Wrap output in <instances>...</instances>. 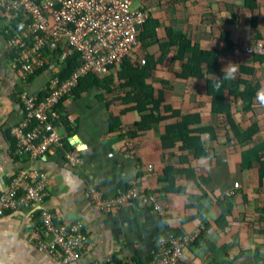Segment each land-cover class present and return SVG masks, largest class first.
I'll return each instance as SVG.
<instances>
[{
    "label": "crops",
    "instance_id": "1",
    "mask_svg": "<svg viewBox=\"0 0 264 264\" xmlns=\"http://www.w3.org/2000/svg\"><path fill=\"white\" fill-rule=\"evenodd\" d=\"M242 1L134 0L133 9L147 10L150 20L129 58L133 68L125 76L84 78L59 106V144L38 158L17 152L10 128L24 117L20 95L43 96L51 79L63 75L66 48L59 56L48 54L45 68L25 82L6 53L7 21L0 19V196L20 171L45 173L44 205L57 222L81 223L89 238L77 264H148L166 233L181 238L202 227L211 232L204 230L184 251L181 264H264V105L257 101L243 114L242 98L226 103L238 111L237 137L207 92L206 82L217 84V77L180 79L188 59L178 61V48L168 47V32L181 34L215 52L224 68L227 40L244 47L261 43L254 42L253 14L244 12ZM254 15L255 31L264 37V2ZM153 31L156 42L148 45ZM141 60L154 67L144 80H138ZM150 88L155 101L146 103ZM144 117L148 122L141 126ZM254 126L258 132L245 140L243 132ZM73 152L80 158L76 166L67 162ZM134 186L154 195L160 210L127 204L107 213L91 197L114 198ZM35 208L21 205L0 217V264H56L31 239L40 227Z\"/></svg>",
    "mask_w": 264,
    "mask_h": 264
},
{
    "label": "built area",
    "instance_id": "2",
    "mask_svg": "<svg viewBox=\"0 0 264 264\" xmlns=\"http://www.w3.org/2000/svg\"><path fill=\"white\" fill-rule=\"evenodd\" d=\"M134 0H0V19L7 21L4 34L9 38L6 53L11 58L13 70L27 82L46 66L49 56L63 45L62 59L76 55L78 68L61 81L53 77L43 96L20 95L24 117L10 128L16 140L18 153L32 158L44 156L60 138L54 123L62 101L71 95L79 82L87 76L103 78L109 72H120L138 44L140 33L149 22L145 9H133ZM21 21V28L15 23ZM21 29V30H20ZM247 54H264L263 44L246 50ZM58 56V55H57ZM141 66L146 61L141 60ZM70 166L80 163L77 152L67 156ZM150 169H152L150 167ZM45 173L20 171L0 196V217L18 206H32L40 217V227L32 232L37 250L50 255L56 264H77L89 246L87 233L79 222H57L44 205L47 197ZM226 192L223 197L232 195ZM97 209L112 213L125 205L134 208L160 206L154 195H144L138 186L114 198H104L91 193ZM199 228L181 238L166 233L158 239V251L150 264H181L185 250L193 245L203 231ZM94 264H139L137 262H106Z\"/></svg>",
    "mask_w": 264,
    "mask_h": 264
},
{
    "label": "trees",
    "instance_id": "3",
    "mask_svg": "<svg viewBox=\"0 0 264 264\" xmlns=\"http://www.w3.org/2000/svg\"><path fill=\"white\" fill-rule=\"evenodd\" d=\"M262 2L264 0H243L242 1V9L245 13L253 14L252 16V33L255 34L254 42H261L263 44L264 50V37L257 33V24H258V16L254 15L260 11L262 6ZM237 19V18H235ZM22 22H16V29L21 28ZM21 30V29H20ZM256 30V31H255ZM152 39L150 40L148 45H151L156 42L157 34L153 31ZM223 40H226L227 37L225 34L223 35ZM249 36V33H248ZM168 37L171 41L168 47L176 46L179 50L178 56L176 58L180 59L178 61H183L185 58L188 59L187 63L183 65V72L179 76L182 80L195 79L198 81H204V75H214L217 77V82H220L221 86L219 88L216 87V84H211L206 82L207 92L210 96H212L213 108L217 113H224L230 123V127L235 133V135L241 138V131L237 128V120H238V111L231 109L228 106L227 102L235 101L237 98H242L244 102V107L242 109V113L246 114L251 113L254 109V106H257V92L263 88L264 82V55L260 54H247L246 49L247 45L244 47V44L234 43L230 40L226 41V49H225V57L226 62L229 61L236 63L237 72L235 75V79L231 80H223L224 72L222 71L224 63L222 62V58L218 57L215 52H207L203 51L199 48V46H193L191 41L185 38L183 35H179L175 32L169 31ZM9 38L6 37V41ZM252 45V44H250ZM164 49V48H163ZM55 53L51 54L54 55ZM57 55H61L60 52L57 51ZM224 57V59H225ZM183 59V60H182ZM150 63H154L153 60ZM63 75L60 76L59 80L63 81L69 77V75L74 72L79 66V59L76 55H72L70 57H66L63 62ZM139 65V64H137ZM141 66V65H140ZM142 70V79L144 80L147 76H150V73L153 71L154 67L150 64H147L145 67L141 66ZM132 65L130 60H126L122 70L120 71L122 75H126L127 71L132 69ZM82 81V80H81ZM79 82V84L81 83ZM131 81V80H130ZM79 86V85H78ZM146 103L154 102L155 98L153 96V89L150 88L148 90L146 96ZM148 122V118L144 117L141 126H144ZM258 128L254 126L252 129L243 132L245 140H252V137L258 132ZM189 136L182 135V140L185 144H191L188 140ZM264 167V162H263ZM85 232V229L83 228ZM153 259V258H152ZM152 261V260H151ZM150 261V262H151ZM150 262L148 264H150Z\"/></svg>",
    "mask_w": 264,
    "mask_h": 264
},
{
    "label": "clouds",
    "instance_id": "4",
    "mask_svg": "<svg viewBox=\"0 0 264 264\" xmlns=\"http://www.w3.org/2000/svg\"><path fill=\"white\" fill-rule=\"evenodd\" d=\"M238 68L236 63L229 61L226 66L222 69L224 72L223 80H231L235 79V75L237 72ZM221 86L220 82H217L216 87L219 88ZM256 99L259 101L261 105H264V88H261L257 92ZM11 134V133H10Z\"/></svg>",
    "mask_w": 264,
    "mask_h": 264
},
{
    "label": "rangeland",
    "instance_id": "5",
    "mask_svg": "<svg viewBox=\"0 0 264 264\" xmlns=\"http://www.w3.org/2000/svg\"><path fill=\"white\" fill-rule=\"evenodd\" d=\"M250 44V42H247V45H249ZM257 43H254L252 46H248L247 48H250V47H253V46H255Z\"/></svg>",
    "mask_w": 264,
    "mask_h": 264
}]
</instances>
